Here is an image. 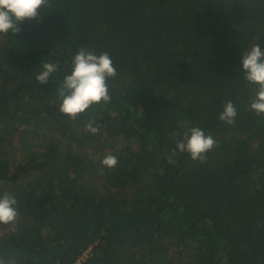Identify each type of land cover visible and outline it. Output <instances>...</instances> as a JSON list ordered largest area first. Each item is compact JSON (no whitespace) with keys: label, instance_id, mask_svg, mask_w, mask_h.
<instances>
[{"label":"trees","instance_id":"obj_1","mask_svg":"<svg viewBox=\"0 0 264 264\" xmlns=\"http://www.w3.org/2000/svg\"><path fill=\"white\" fill-rule=\"evenodd\" d=\"M17 26L0 34V196L18 210L0 224L5 264H264V115L240 70L264 48V0H50ZM82 47L117 75L72 120L58 88ZM182 120L216 140L204 162L168 163Z\"/></svg>","mask_w":264,"mask_h":264},{"label":"clouds","instance_id":"obj_2","mask_svg":"<svg viewBox=\"0 0 264 264\" xmlns=\"http://www.w3.org/2000/svg\"><path fill=\"white\" fill-rule=\"evenodd\" d=\"M49 2L50 0H0V34L19 33L18 23L37 19ZM71 64L70 74L64 76L58 88V98L61 100L59 112L74 120L91 106L110 101L107 81L117 75V70L108 53L96 55L83 47L74 55ZM42 69L36 76L41 85L47 84L51 74L58 70V65L48 62L43 64ZM240 70L244 73V79L256 87L250 110L256 115H264V48L259 43L242 52ZM236 115V107L231 101H227L218 119L231 125ZM180 123L182 127H186L189 122L182 120ZM85 131L96 134L99 129L89 120ZM175 135H180L181 138L170 154V164L175 163L171 157L179 153H187L193 161L204 162L206 153L217 146L216 140L198 127H186L185 131ZM101 163L107 168H113L118 160L114 155H107ZM16 205L17 200L13 195L4 193L0 196V224L7 225L16 221ZM0 264H5L3 259H0Z\"/></svg>","mask_w":264,"mask_h":264}]
</instances>
